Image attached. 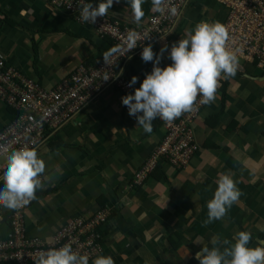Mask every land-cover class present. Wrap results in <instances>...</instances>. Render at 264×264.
Masks as SVG:
<instances>
[{
	"label": "crops",
	"instance_id": "crops-1",
	"mask_svg": "<svg viewBox=\"0 0 264 264\" xmlns=\"http://www.w3.org/2000/svg\"><path fill=\"white\" fill-rule=\"evenodd\" d=\"M96 2L92 0L93 6ZM141 7L140 23L153 12L151 0ZM109 14L131 23L126 0H113ZM225 17L218 0H191L168 43L154 42L152 50L170 48L199 21L223 23ZM111 50L109 38L47 0H0V55L45 87ZM140 53L124 70L126 79L137 77L136 87L153 67ZM170 63L166 50L159 66ZM240 65L215 99L200 109L193 124L199 150L190 164L178 169L159 161L143 185L132 187L130 181L162 142L165 129L153 120L152 133L143 132L135 117L124 112L117 88L106 89L50 133L36 149L45 173L26 210L28 233L49 239L69 219L107 207L100 255H110L114 264H199L195 253L211 247L213 236L231 242L241 230L251 232L250 246L264 244V66L248 61ZM14 113L0 99V130ZM223 173L237 181L242 194L225 217L204 224L206 202ZM11 211L0 208V239L11 234Z\"/></svg>",
	"mask_w": 264,
	"mask_h": 264
},
{
	"label": "built area",
	"instance_id": "built-area-1",
	"mask_svg": "<svg viewBox=\"0 0 264 264\" xmlns=\"http://www.w3.org/2000/svg\"><path fill=\"white\" fill-rule=\"evenodd\" d=\"M47 1L63 8L79 23L93 26L100 36L109 38L112 50L104 56L105 59L102 57L90 64H80L52 87H45L26 76L0 55V99L15 111L13 119L0 130V165L4 164L3 156L8 151L41 147L50 133L71 121L109 87L117 88L123 96L131 93L136 86H127L129 80L124 75L125 64L146 45L154 42L167 44V37L171 34L168 31L175 28L191 0H163V10L153 11L145 22L138 25L121 21L109 13L97 17L94 23L85 22L79 16L80 0ZM218 1L226 9L223 24L229 34L228 47L240 49L237 69L242 68L240 61L263 67L264 0ZM172 8H175V14L171 12ZM129 30L138 33L136 47L130 50L127 48ZM223 81L225 79L220 80L216 92L222 87ZM198 101L199 96L194 110L183 113L171 122L156 118L163 125L165 135L150 157L133 174L130 181L132 187L143 185L159 161L166 160L178 169L190 164L199 150L193 124L204 104ZM123 108L128 114L127 107ZM43 178L42 175V181ZM33 201L12 209L11 234L6 239H0V264H33L41 250L58 248L65 243L78 253L87 254L89 262L100 255L103 236L100 227L110 215L107 207L98 209L90 216L69 219L51 238L44 239L27 231L26 210Z\"/></svg>",
	"mask_w": 264,
	"mask_h": 264
},
{
	"label": "clouds",
	"instance_id": "clouds-1",
	"mask_svg": "<svg viewBox=\"0 0 264 264\" xmlns=\"http://www.w3.org/2000/svg\"><path fill=\"white\" fill-rule=\"evenodd\" d=\"M126 3L131 13L129 19L138 25L144 15L141 7L144 0H126ZM112 4L113 0H97L93 6L92 0H80L79 16L82 21L94 23L97 17L109 13ZM151 10L161 12L163 0H151ZM171 12L175 14V8ZM137 37L135 30H129L128 50L136 47ZM228 42L229 34L223 23L202 20L191 30H186L185 37L170 48L165 45L154 54L150 44L144 46L140 58L143 62L151 61L153 67L144 75L139 87L121 97L128 115L135 117L143 132L150 134L154 119L171 122L179 118L194 110L198 96L200 104H210L215 99L220 80L234 76L238 68L240 49L228 47ZM166 50L171 63L160 67L161 54ZM136 82L137 77L132 76L127 86L131 88ZM3 159L5 162L0 165V208L17 209L36 199L35 194L42 187L45 163L36 149L29 147L8 151ZM216 185L212 198L206 202L204 224L225 217L242 194L230 174H220ZM252 238L247 230L235 233L231 242L213 236L210 240L212 246H202L195 258L199 264H264V244L250 246ZM35 264H89V256L78 253L65 243L58 248L41 250ZM91 264H114V260L110 255H98L92 258Z\"/></svg>",
	"mask_w": 264,
	"mask_h": 264
},
{
	"label": "trees",
	"instance_id": "trees-1",
	"mask_svg": "<svg viewBox=\"0 0 264 264\" xmlns=\"http://www.w3.org/2000/svg\"><path fill=\"white\" fill-rule=\"evenodd\" d=\"M95 61V60H94ZM94 61H88L86 64H90V63H93ZM238 70V69H237ZM238 72V71H237ZM227 85V82H226V79H225V81H223V85H222V87L221 88H223V87H225ZM154 120H156V119H154ZM157 121V120H156ZM102 208V207H101ZM103 234V233H102Z\"/></svg>",
	"mask_w": 264,
	"mask_h": 264
},
{
	"label": "rangeland",
	"instance_id": "rangeland-1",
	"mask_svg": "<svg viewBox=\"0 0 264 264\" xmlns=\"http://www.w3.org/2000/svg\"><path fill=\"white\" fill-rule=\"evenodd\" d=\"M249 65V64H248ZM251 65V64H250ZM261 242V239L259 240Z\"/></svg>",
	"mask_w": 264,
	"mask_h": 264
}]
</instances>
